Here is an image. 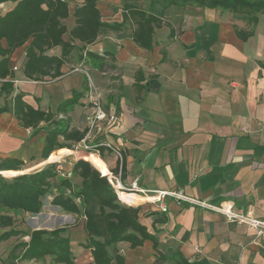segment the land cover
<instances>
[{"label":"crops","instance_id":"1","mask_svg":"<svg viewBox=\"0 0 264 264\" xmlns=\"http://www.w3.org/2000/svg\"><path fill=\"white\" fill-rule=\"evenodd\" d=\"M66 1L69 17L64 24H70L69 31L74 25V8L82 0ZM125 3L146 9V0H98L102 20L120 22V9ZM14 5L2 3L0 14ZM232 16L218 8L169 7L161 18L169 22L174 37H167L163 44L156 40L155 29L156 45L150 52L131 40V21L118 32L103 28L94 44L71 53L62 67L63 75L52 81L34 82L23 76L25 46L10 59L12 68H16L12 96L18 91L25 93L24 101L34 108L56 109L46 108L43 94L36 95L33 88L59 84L55 89V102L59 104L73 91H79L82 79H87L89 89L84 94L99 93L106 109L120 118V126L99 135L96 144L109 145H100L104 148L103 158L90 154L86 160L97 157L103 168L92 165L107 177L123 161L122 184L136 179L145 190L174 193L176 196L170 194L162 202H153L156 199L148 195L124 194L122 199L140 204V221L157 236L160 247L178 248L190 264H264V234L257 236L254 229L229 222L218 211H251L252 217L264 220V13L257 15L254 26ZM232 25L240 30L251 29L252 35L246 41L240 40ZM162 27L170 33L167 26ZM46 53L59 56L61 50L55 47ZM137 72L143 77L139 100L135 99L133 85ZM88 111V99L73 106L67 114L71 128L85 129ZM0 121L9 129L0 131V142L4 136L7 145L6 150L0 146V158H14L17 154L11 148L17 145L16 137L25 139L31 129L20 128L9 113L0 114ZM44 138L45 133L40 132L28 145L33 143L35 150L41 151ZM70 155L77 153L56 150L47 160H40L41 167L36 170L62 163ZM55 156L58 160L50 162ZM19 172L27 173L24 169ZM161 205L166 207L165 212ZM17 237H12L7 253L19 242ZM71 245L70 241L72 250ZM116 248L126 264V252H134V264L154 261L149 241L131 251L126 243H118ZM78 254L86 257L75 258L76 263L92 262L89 250L81 247Z\"/></svg>","mask_w":264,"mask_h":264},{"label":"trees","instance_id":"2","mask_svg":"<svg viewBox=\"0 0 264 264\" xmlns=\"http://www.w3.org/2000/svg\"><path fill=\"white\" fill-rule=\"evenodd\" d=\"M13 2L15 5L4 14H0V96L3 105L0 114L9 113L22 129H31V136L45 133L40 151V160H47L56 150H75L79 159L72 164L71 175L77 176L79 184H73L70 178L59 177L56 164L30 173L4 176V172L21 171L24 162L18 158L7 157L0 160V229H8L0 234V240L24 235L27 241H19L11 247L3 264H16L21 261H42L49 257L48 264H78L70 249L67 227L53 230L36 229L23 233L13 228L14 219L9 214L36 215L41 212L43 199L56 194L51 205L67 214L83 218L85 234L81 247L89 250L92 262L86 264H126L124 256L116 248L118 243L128 244L130 249L142 247L146 241L151 242L154 251L152 264H190L178 248H161L159 239L140 221L142 207L140 204H127L118 196L107 176L102 175L86 157L98 154L103 158L104 148L96 146L93 150H82L74 146L80 143L87 129L71 128L67 115L79 99L88 91V81L84 80L83 91H73L70 98L58 104L55 111L34 108L24 101L25 93L14 92V71L11 66L13 53L24 47L23 76L34 82L52 81L63 75L62 67L67 63L71 53L94 44L103 28L118 32L127 21L134 28L131 40L136 46L150 52L156 43L153 40L155 29L167 26L169 37H174V30L165 21L147 9L125 3L121 9L120 22L107 23L102 20L97 7L98 0H82L74 8L72 17L74 25L68 31L64 20L69 17L66 0H0V5ZM166 7L197 6L200 8L229 11L236 18L242 19L248 26H254L258 14L264 13V0H162ZM236 37L246 41L252 30H240L232 25ZM67 37V38H66ZM75 42L82 44L76 47ZM59 47V56L46 52ZM94 58V55L87 53ZM74 69V68H73ZM72 69V70H73ZM143 80L140 72L135 75V99L139 100L138 89ZM147 82V86L149 85ZM146 89V86H145ZM45 124V126H41ZM121 168L119 170V166ZM113 176L124 175V162L110 171ZM56 179L58 182H56ZM68 192V194H66Z\"/></svg>","mask_w":264,"mask_h":264},{"label":"rangeland","instance_id":"3","mask_svg":"<svg viewBox=\"0 0 264 264\" xmlns=\"http://www.w3.org/2000/svg\"><path fill=\"white\" fill-rule=\"evenodd\" d=\"M145 7L147 10H149L151 13L157 15V16H162L164 15V13L166 12V9L169 7H166L165 4L162 2V0H146L145 3ZM175 15V14H174ZM173 20H176L174 18V16L172 17ZM232 19H236V16H232ZM113 21V20H112ZM67 26H69V23H66ZM166 27H162L161 29H158V31L156 32L155 38L157 41H162L163 44L167 43L169 34L166 33ZM165 32V33H164ZM204 38L206 36H203ZM83 83H84V78L82 79V86L81 89L79 90V92L83 91ZM59 86L58 85H50L48 87H42V86H38L36 88H33V93H35L37 95L38 94H43L44 96V100L46 103V108H50V109H55L58 104L55 102L56 99V88ZM61 92H63L61 90ZM65 95V94H61L60 96ZM72 95V93H71ZM59 96V101L60 98ZM71 97V96H70ZM64 100H61V102ZM80 102L84 103L85 101H87V97L84 94L80 99ZM59 102V103H61ZM36 105L40 106L39 103L36 100ZM56 103V104H55ZM3 105V98L0 96V107ZM105 107V106H104ZM106 108V107H105ZM86 124V123H85ZM0 131L1 132H7L8 126H5L3 124L2 121H0ZM41 126H45V124H42ZM3 127V128H2ZM31 130H30V135H28V137H26L25 139H23L21 136L16 137V142L17 145H14V147H10L13 151L14 154H17L16 157L14 158H18V159H22V161L24 162V165L22 166L21 169H24L25 172L30 173V172H34L36 169L38 168H34L36 167L38 164V162L40 161L39 155H40V151H36L35 147H33V143L30 145H28V141H32L33 137L31 136ZM35 138L37 136H34ZM99 135H94L91 138L87 139L84 143L81 141L80 143L76 144L74 146V149H76L77 147H84L86 146L88 149L86 150H93L94 149V145H96V141L98 140ZM2 141L0 142V146L2 147L3 150H6V146L3 142L4 136H2ZM0 147V148H1ZM18 147V150H17ZM0 152H2V150H0ZM6 152V151H5ZM52 157V156H51ZM79 159L78 156L75 155H70L66 158V160L62 163H52V164H56V170L59 172L58 175L59 177H67L70 178V180L72 181L73 184H79L80 180L77 176L71 175V167L72 164L74 162H76ZM1 160V158H0ZM49 165V164H48ZM47 166V165H46ZM44 166V167H46ZM20 173L18 172H14V173H6L4 174V176H11V175H15ZM56 182H58V180L56 179ZM56 194V191L54 189H52V195L50 196H46L43 199V206L41 209V212L39 214L36 215H30V214H19L16 212H10L9 214L13 217L14 219V224H13V228L16 230H19L23 233H28L31 230L34 229H45V230H53L56 228H60V227H67V233H65V235H67L72 243V253L73 256L77 259V260H82L84 259L86 256H82L81 254H78V249L81 248V244H84V240H85V235H84V230H83V218L81 216H76L73 214H67L64 211H62L60 208L55 207L53 205H51V199L52 197ZM66 194H68V192H66ZM2 213H6L5 210L0 209V214ZM141 218V216H140ZM8 230L6 229H0V234L3 233L4 231ZM11 238H8L6 240H0V264H3L2 261L7 257V252L5 251L6 247H8L9 244H11ZM17 240L19 241H27L28 237L21 235L17 237ZM86 250V249H85ZM133 249L128 248V251H131ZM87 251V250H86ZM127 256V261L128 264H134V252L130 253V252H126L125 254ZM50 258L47 257L45 260H43V264H48L50 263ZM40 262V261H39ZM42 264V261L40 262Z\"/></svg>","mask_w":264,"mask_h":264},{"label":"built area","instance_id":"4","mask_svg":"<svg viewBox=\"0 0 264 264\" xmlns=\"http://www.w3.org/2000/svg\"><path fill=\"white\" fill-rule=\"evenodd\" d=\"M13 71L16 68H12ZM77 68H74L73 71H77ZM88 99V107L89 111L85 116L86 123V135L82 142L84 143L87 139L91 138L94 135H102L110 132L112 129H115L120 126V118L116 115L114 111H110L106 109L102 102V97L97 92L88 93L86 96ZM104 145L109 147L108 144H96L93 147ZM85 149H88L84 146ZM118 158H120V154L117 152ZM121 165L119 166V170ZM120 174V173H119ZM110 184L113 186L114 190L118 194L120 198V194L125 193L129 195H141V196H156L157 199L153 202H162L164 198L170 194L176 196L174 193L166 192V191H148L141 188L138 185L137 180H132L128 185L122 184L120 182V176L108 177ZM126 203V202H124ZM128 204V203H127ZM160 209L162 212L166 211V207L161 205ZM218 211L222 214V216L229 222H235L240 225H246L249 228H252L256 231L257 236H261L264 234V220L257 219L252 217L251 211H230L228 209L219 208Z\"/></svg>","mask_w":264,"mask_h":264},{"label":"bare ground","instance_id":"5","mask_svg":"<svg viewBox=\"0 0 264 264\" xmlns=\"http://www.w3.org/2000/svg\"><path fill=\"white\" fill-rule=\"evenodd\" d=\"M1 127V126H0ZM3 128V127H2ZM82 150H86L84 147H80ZM58 160V157L55 156L54 158L51 159L50 162H56ZM89 160L91 162V164H93L96 168H99V169H102L103 168V163L97 158V157H93V156H90L89 157ZM38 164V163H37ZM41 167V164L39 163L36 167H34L35 169L36 168H39ZM14 172H17V171H10V172H6V173H14ZM5 172L3 174H6ZM20 174V173H18ZM16 175V174H15ZM125 193H122L121 194V198L123 197ZM155 199H157L156 196H153Z\"/></svg>","mask_w":264,"mask_h":264},{"label":"water","instance_id":"6","mask_svg":"<svg viewBox=\"0 0 264 264\" xmlns=\"http://www.w3.org/2000/svg\"><path fill=\"white\" fill-rule=\"evenodd\" d=\"M249 1H257V0H249ZM100 172V171H99ZM20 174H23V173H20ZM16 175H19V174H16ZM34 230H36V229H34Z\"/></svg>","mask_w":264,"mask_h":264}]
</instances>
